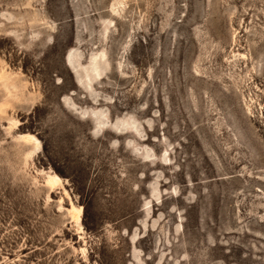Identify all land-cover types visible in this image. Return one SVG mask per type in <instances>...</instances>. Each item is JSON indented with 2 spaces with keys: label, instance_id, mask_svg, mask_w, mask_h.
<instances>
[{
  "label": "rangeland",
  "instance_id": "1",
  "mask_svg": "<svg viewBox=\"0 0 264 264\" xmlns=\"http://www.w3.org/2000/svg\"><path fill=\"white\" fill-rule=\"evenodd\" d=\"M0 264H264V0H0Z\"/></svg>",
  "mask_w": 264,
  "mask_h": 264
},
{
  "label": "bare ground",
  "instance_id": "2",
  "mask_svg": "<svg viewBox=\"0 0 264 264\" xmlns=\"http://www.w3.org/2000/svg\"><path fill=\"white\" fill-rule=\"evenodd\" d=\"M55 179H58V177L56 176ZM70 210H71V212L74 213V216L76 217V219L79 220L80 215L82 213L81 208L72 207V209H70Z\"/></svg>",
  "mask_w": 264,
  "mask_h": 264
}]
</instances>
